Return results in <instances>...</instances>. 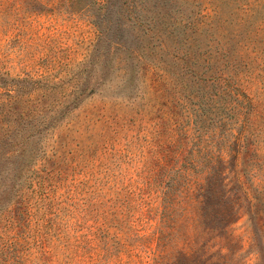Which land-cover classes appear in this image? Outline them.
Instances as JSON below:
<instances>
[{"label": "rangeland", "instance_id": "1", "mask_svg": "<svg viewBox=\"0 0 264 264\" xmlns=\"http://www.w3.org/2000/svg\"><path fill=\"white\" fill-rule=\"evenodd\" d=\"M129 3L0 0V189L22 165L0 200V264H149L199 243L161 183L190 194L219 157L236 221L206 247L264 264V0Z\"/></svg>", "mask_w": 264, "mask_h": 264}, {"label": "trees", "instance_id": "2", "mask_svg": "<svg viewBox=\"0 0 264 264\" xmlns=\"http://www.w3.org/2000/svg\"><path fill=\"white\" fill-rule=\"evenodd\" d=\"M124 2L126 5L128 4V6L131 7L129 0H124ZM125 15L131 18V16L128 15L127 12H125ZM133 16H136V13H134ZM245 138L246 136H241L236 133L233 134L228 144L229 146L228 150L232 149L233 146H236V149L233 148L232 151L233 152L236 151L237 155H239L241 149L245 147L244 143H247ZM236 143L239 145V147H241L240 150H238ZM228 150H226L225 154L231 153ZM22 152L20 150V152L18 151L14 153L15 155L14 154L11 155L22 157L23 155H20L22 154ZM222 163L223 165L226 164V160L224 159L222 160L219 157L217 164L212 163L207 167L203 178L195 182H192L194 186L190 188L192 189L190 194L181 197L180 195H176L175 196L176 199L170 197L169 194H167V191H169V189L172 190V188L178 187L179 186L178 183L177 182H173L172 184L167 182L161 183L163 189L162 191L165 192L163 196H161V201L164 202L165 204L164 206L165 210L167 211L169 207H172L175 202L179 201V204L183 207L182 209L191 213L192 215L191 220L194 224V229L197 226H199L200 228V225H202V227L200 228V234L203 239L201 242L199 241L198 243L195 239V236L192 235V241L186 240L181 246H176L174 250H172L170 253L167 252L163 256H160V254L155 255V253L150 254L149 251V254L151 255L149 257V264H156V261L157 260L160 261L162 258H165V260H163V262L165 261V264H225L224 262H226L225 260L226 254H224L223 252L224 248L220 247L215 252L211 253L208 251L206 247V240H205L207 235L213 230H216L215 232H219V231L225 232L227 228L236 221V220H232L235 215V210H234L235 204L232 201L233 197L230 196L229 194H226L223 190V187L226 186V184L224 183V179L221 178L218 179V181L214 179V175L218 173L217 170L218 166L222 165ZM21 166H22L21 163L14 165L11 168V172L7 173V178L8 181L10 182V186L0 189V200L7 196L8 194L7 191L12 189V187L16 183L15 182L16 177L17 174H19L21 171ZM218 175L220 176V174ZM0 178H3L2 180H4V176ZM236 182L241 186L240 183L242 182V180L238 178V176L236 178ZM243 192L245 196H248V193L246 191L243 190ZM209 201L216 202V205L218 206L217 209L218 211L217 210L213 211L215 212L214 218L219 219L223 223V226L210 227L206 223L205 220L208 219L207 217L209 215L207 212V210L209 209V205H208ZM258 203L259 202H254L251 203V205L249 206L250 210L248 211V219L250 221L252 228L258 226V221L255 214L256 212L255 208H257ZM249 204H250V200H249ZM211 216L213 215L211 214ZM161 231L162 230L159 228L158 230L154 229L153 236L161 233ZM215 235H217L220 238H224V236L222 235H218V234Z\"/></svg>", "mask_w": 264, "mask_h": 264}]
</instances>
